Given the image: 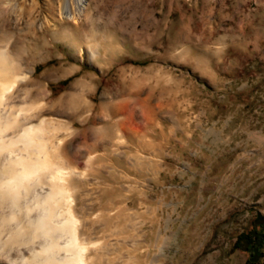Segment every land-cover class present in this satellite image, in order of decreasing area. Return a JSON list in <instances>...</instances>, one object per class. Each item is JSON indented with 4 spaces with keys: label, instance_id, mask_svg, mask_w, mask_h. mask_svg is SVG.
<instances>
[{
    "label": "rangeland",
    "instance_id": "rangeland-1",
    "mask_svg": "<svg viewBox=\"0 0 264 264\" xmlns=\"http://www.w3.org/2000/svg\"><path fill=\"white\" fill-rule=\"evenodd\" d=\"M84 2L71 19L77 0H0L17 76L0 113L8 136L41 122L85 264H245L233 244L264 216V0ZM13 224L2 262L36 264L42 240L5 248Z\"/></svg>",
    "mask_w": 264,
    "mask_h": 264
},
{
    "label": "bare ground",
    "instance_id": "bare-ground-1",
    "mask_svg": "<svg viewBox=\"0 0 264 264\" xmlns=\"http://www.w3.org/2000/svg\"><path fill=\"white\" fill-rule=\"evenodd\" d=\"M77 4V12L73 15L67 13L65 18L74 19L79 16L85 2L77 0ZM16 81L17 76L12 72L11 61L6 54H2L0 105L7 97L6 93L13 91L11 89ZM15 126L18 127L15 119L0 113V264H28L23 256V259L16 262L6 255L8 258L2 262V255L5 254H2V219L7 223H15L10 230L8 226V233L6 230L9 240L4 243L5 248L14 249L22 255L25 249L21 247L24 244L40 239L41 244L37 250L32 251L36 264H85V247L77 239V220L70 210V195L63 181L64 172L59 167L56 171L47 173L52 159L47 141L43 137L41 122L38 125L25 126L17 134L8 136L6 132ZM43 177H49L55 183L47 182L48 185L44 187ZM29 196V203L22 205V201ZM59 204L66 206L61 219H58Z\"/></svg>",
    "mask_w": 264,
    "mask_h": 264
},
{
    "label": "trees",
    "instance_id": "trees-1",
    "mask_svg": "<svg viewBox=\"0 0 264 264\" xmlns=\"http://www.w3.org/2000/svg\"><path fill=\"white\" fill-rule=\"evenodd\" d=\"M233 249L246 254L245 264H264L263 215H255L249 228L237 235Z\"/></svg>",
    "mask_w": 264,
    "mask_h": 264
}]
</instances>
